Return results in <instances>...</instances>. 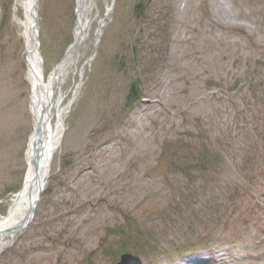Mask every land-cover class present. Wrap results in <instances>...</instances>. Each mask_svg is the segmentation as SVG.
<instances>
[{
	"label": "rangeland",
	"instance_id": "rangeland-1",
	"mask_svg": "<svg viewBox=\"0 0 264 264\" xmlns=\"http://www.w3.org/2000/svg\"><path fill=\"white\" fill-rule=\"evenodd\" d=\"M16 4L0 0V60L15 46L24 73L1 105L0 215L24 184L35 128ZM76 5L39 3L48 74L76 40ZM85 6L86 40L61 92L62 148L36 217L0 264H178L181 250L205 264H264V0ZM172 156L188 172L171 169ZM120 227L134 230L128 240Z\"/></svg>",
	"mask_w": 264,
	"mask_h": 264
},
{
	"label": "bare ground",
	"instance_id": "bare-ground-1",
	"mask_svg": "<svg viewBox=\"0 0 264 264\" xmlns=\"http://www.w3.org/2000/svg\"><path fill=\"white\" fill-rule=\"evenodd\" d=\"M16 6L23 8L22 22L18 23L24 38L26 76L30 85L29 105L33 117L34 132L30 135L25 159L27 174L25 186L9 201L5 215H0V256L24 232L31 222L32 209L39 193V188L47 187L53 171L55 156L60 152L66 131L67 111L62 109L63 87L79 62V47L85 42L88 27L82 23L85 5L88 0H77V29L75 42L68 47L67 54L56 64L51 73L45 72V61L40 51L38 6L43 0H16ZM5 5V4H4ZM6 8V6H3ZM18 18V8L15 7ZM110 13V11H109ZM20 21V19H19ZM1 26V24H0ZM76 43V44H75ZM7 50L0 60V116L7 112L1 105L7 99L5 91L14 80H20L24 73L15 74L14 47L4 44ZM3 45V46H4ZM11 50V51H10ZM85 70L81 74L79 88L84 83ZM17 76V77H16ZM55 114L53 115V112ZM55 119V121H54ZM42 135V139L39 137Z\"/></svg>",
	"mask_w": 264,
	"mask_h": 264
},
{
	"label": "trees",
	"instance_id": "trees-1",
	"mask_svg": "<svg viewBox=\"0 0 264 264\" xmlns=\"http://www.w3.org/2000/svg\"><path fill=\"white\" fill-rule=\"evenodd\" d=\"M136 9H139V6ZM137 86L139 88H141V86H140L139 83H133V86L130 88V91L131 92H130L129 100H131V101H134V100L137 101V100H139ZM202 158H204V156H202ZM171 161H172V164H169V167L171 169H173L174 171H176V172H180V171L188 172V171H186L185 168L179 167V164H180V162L183 161V159L175 160L174 161V156H172ZM203 162H205V160ZM262 164L264 165V163H262ZM174 166L177 167V170L174 169ZM198 169H199V171L205 170V169H208V166H207V164H203V165L201 164ZM118 231H119L118 234H115L118 238L120 237V239L128 240L129 233L130 232H133L134 230L126 231V230H124V227H120L118 229ZM154 235H155V233H154ZM136 236L140 239V235L139 234H136ZM141 236H142V238L149 237L148 235H143V234H141ZM150 238H151V241H149L148 243H151L152 242V237H150Z\"/></svg>",
	"mask_w": 264,
	"mask_h": 264
},
{
	"label": "water",
	"instance_id": "water-1",
	"mask_svg": "<svg viewBox=\"0 0 264 264\" xmlns=\"http://www.w3.org/2000/svg\"><path fill=\"white\" fill-rule=\"evenodd\" d=\"M76 44V43H75ZM41 139L43 138L42 137V135L41 136H39ZM44 187L41 185V187L39 188V193H38V195H37V198H36V200H35V203H34V206H33V209H32V213H33V210L34 209H36V207H37V205H38V201L40 200V198H41V195H42V193H43V189ZM34 216V215H33Z\"/></svg>",
	"mask_w": 264,
	"mask_h": 264
}]
</instances>
